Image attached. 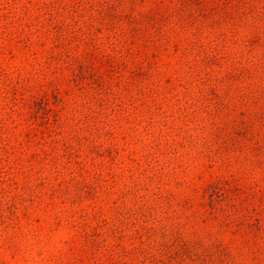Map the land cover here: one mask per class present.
<instances>
[{"label": "rangeland", "instance_id": "obj_1", "mask_svg": "<svg viewBox=\"0 0 264 264\" xmlns=\"http://www.w3.org/2000/svg\"><path fill=\"white\" fill-rule=\"evenodd\" d=\"M223 211L264 223V0H0V264H264Z\"/></svg>", "mask_w": 264, "mask_h": 264}, {"label": "trees", "instance_id": "obj_2", "mask_svg": "<svg viewBox=\"0 0 264 264\" xmlns=\"http://www.w3.org/2000/svg\"><path fill=\"white\" fill-rule=\"evenodd\" d=\"M212 208H213V211L217 210V209L214 210V207H212ZM224 213H227V214L223 215V217H226V215H227L226 221H224V222L219 221L218 224L224 225L227 229H231V228L234 229L238 235H244V234H250L251 235V232H255V235L259 234V238H261L260 241L264 242V237H263L264 223L259 222L257 225L252 226L251 223L248 222L247 219H242V220L240 219V221H238L239 218L238 219L236 218L235 219L236 221L233 220L234 216L233 217L230 216V214H231L230 211H225ZM212 217H213V219H216V217L213 214H212ZM256 229H258V230H256ZM256 232H258V234H256ZM250 239H251L250 236L248 238H246V242L251 241ZM183 248H185V247H183ZM261 256H264V255L262 254Z\"/></svg>", "mask_w": 264, "mask_h": 264}]
</instances>
